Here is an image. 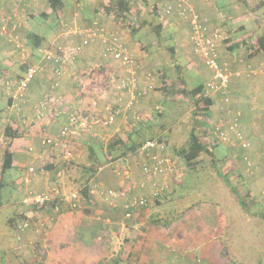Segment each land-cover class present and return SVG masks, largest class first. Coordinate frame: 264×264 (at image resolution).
Returning <instances> with one entry per match:
<instances>
[{"label": "crops", "instance_id": "crops-1", "mask_svg": "<svg viewBox=\"0 0 264 264\" xmlns=\"http://www.w3.org/2000/svg\"><path fill=\"white\" fill-rule=\"evenodd\" d=\"M168 1L174 4V0ZM85 2L88 1L63 0L61 13L55 14L52 12L47 0H39L33 3L27 2L21 5L12 4L8 0H0V18L1 16H11L10 24L15 25V29L13 30L14 34L31 50V46L28 44L29 35H33L34 41L39 42V47L53 48L61 43L63 44L66 40L65 37L71 38L74 43L78 44L80 43L81 37L67 34L68 31L66 29L87 27L90 25L93 16L94 18L98 17L108 30L119 33L123 43L134 57L135 63H137V75L139 77L147 70L153 71L147 68V62L150 60V56L146 52L148 51V46L139 44L133 38L134 34L128 32L130 33L129 35L125 32L124 29L126 28H124V23H120L108 13L100 14L98 10L92 8L91 5ZM137 4L144 10V7L149 6V1L138 0ZM192 4L195 10L210 19L213 27L221 29L224 26L225 19L223 17V10L218 7L215 0H192ZM153 11L156 21L159 23L158 12L155 9ZM168 18V23L162 25V31L168 29L172 33V35L168 33L171 37L172 44H167L173 46L174 50V57L171 60V64L173 66L175 64H181L178 63V57L185 56L188 61L184 62V67L189 71L193 68L198 69L199 64L195 63L194 58L195 60H200L193 54L191 44L188 41L187 24L178 18L175 13ZM246 19L249 18L245 17ZM247 29L248 27L242 23L238 25L234 24L233 26L228 25L226 32L221 29L225 33L226 39L222 40L218 46L219 61L228 62L234 74L231 77L228 100L224 104H220L217 101V96L214 97L215 99H212L213 104L210 108V120H222L224 123H227L235 115L239 114L238 129L244 139L250 140L252 144L251 154L255 156V146L261 143L263 139L262 133H264V74L250 75L243 72L246 63L258 66L262 60V51L260 53L250 54L245 44L243 45V42L245 43L246 41L253 42L255 39V33L253 31H258L259 29L256 27ZM62 33L65 35H61ZM97 41L94 40L86 46L81 56L66 65L63 74L56 78V85L53 84L55 75L50 71L38 74L30 82L25 98L16 101L19 113L26 121L21 122L15 118V114L10 107L11 99L6 98L2 94L6 99V106L2 109V112L0 109V134L1 126L4 127L11 121H14L12 124L13 128L19 129L18 136L14 138L13 142L14 158L11 167L16 174L10 180L16 182V191L19 193L20 198L23 197L26 190L41 191L53 183L60 184L66 175L67 171H65L63 163H69L67 162L68 149L64 150L63 148L53 146L41 147L40 140L46 135L56 134L59 128L67 121L70 113L85 115L87 114L85 111H89L87 115L95 114L96 110L111 95L108 88L102 84L104 73L110 70L107 64L111 63H105L98 57L97 53L100 45L98 47ZM162 47L165 46L162 44ZM31 51L32 55L29 61L35 62L38 60L39 55L34 50ZM0 57L1 67H4L6 72H10L16 77L22 75L24 66H20L18 63L19 59L16 50L11 44L2 40L0 41ZM200 63L203 65L201 61ZM200 70L204 78L202 82L204 84L206 79L209 78L210 72L204 65ZM83 72H86L87 76ZM160 83L159 77L156 76L154 82L155 88L153 90L148 89L146 95L137 97L135 110L145 114L146 120L137 124L133 130H128L121 119H118L115 125L102 131L99 128H93L94 132L97 133L95 137L89 132V129L78 128L76 129V134L68 138L70 142L68 146L74 149L76 147L80 149L81 147L78 154L81 158L85 156L86 162L89 164V158L87 156L89 155L90 145H97L96 143L105 142L112 137H115L114 139L126 140L133 131L143 133L147 128H151V123L157 120V116L153 114L155 112L154 108L156 105L163 106L165 99L162 91L159 89L161 86ZM141 87L142 83L140 78L139 85L136 88L140 89ZM124 94L125 99H127L129 93L124 92ZM45 97L52 98L53 101L46 108L41 109L40 103ZM90 100L92 101L90 102ZM95 100L98 102L97 106L93 105ZM222 105L223 107H221ZM171 133H165L167 138ZM229 134L232 141L237 142L235 134L231 132ZM102 137L106 139H102ZM30 145L34 147V151L27 152V147ZM218 149L224 155L228 153L227 147L220 146ZM170 150H159L158 152L161 154H169L171 153ZM237 151L238 155H240V149ZM107 152L108 150L104 148V155ZM173 155L176 156L175 154ZM177 156L179 157V155ZM70 157L72 160H75V154H70ZM62 159H65L64 162H62ZM140 162L141 158L135 155L130 157V153H127V155L121 158L108 162L107 165H114V167L117 164L120 166L127 165L132 170V177L136 180H141ZM105 165H102L95 174V189L90 193L89 199H87L83 208L79 210L69 208L60 210V204L52 205L57 201H53L51 205L48 204L47 206L34 208L31 210L30 219L34 222H43L44 227L42 231L36 234L37 232L29 230L20 234L16 233L15 229H13L15 231L13 249H16L15 251L22 254L25 258L28 257V260L35 253L39 252L41 253L43 264H96L101 257H98L99 255L97 256L95 248L98 252L100 249L92 246V240L95 241V238H99L104 232L108 234V238H120L121 235H124L125 238H150L147 234L148 229L151 230L152 234V230L159 229L156 226H162L156 225L150 227L148 225L147 217L151 213H153L151 216L157 213L151 209V206L143 210L141 209L142 211L138 214L136 212V216L134 218L132 217L133 219H125L121 201L118 200L114 205H109L97 192V189L100 188H116L121 183L120 177L115 172L102 170ZM30 166L36 168L34 173L28 171ZM41 166H45L44 171H40ZM56 170L62 172L61 177L55 175ZM70 180L77 179L70 178ZM175 180L176 177H173L172 180L169 179L168 185L172 182V186L175 187ZM62 190L68 192V190ZM135 193L148 197L150 190L147 188L146 190L137 189ZM21 207L17 202L15 213L10 215L8 219L16 215V213L21 212L22 208H24ZM30 209L32 207L26 208V211ZM183 219H186L184 214L174 219L167 228L162 227L163 231L166 232L164 234L162 231H157V238H176V232L182 231L181 227L177 226V223L183 222ZM134 225H137L139 229L134 228ZM112 228L114 231H111ZM130 241L131 245L129 249L132 247L133 250L137 251L139 255L138 262L148 264L149 260L146 259L144 251L141 250L146 241L144 243V240L142 242L141 239V246H135L132 239ZM159 252L157 251L158 254Z\"/></svg>", "mask_w": 264, "mask_h": 264}, {"label": "rangeland", "instance_id": "rangeland-1", "mask_svg": "<svg viewBox=\"0 0 264 264\" xmlns=\"http://www.w3.org/2000/svg\"><path fill=\"white\" fill-rule=\"evenodd\" d=\"M87 1L88 2H85L86 4L98 10L103 8L102 6L110 0ZM215 1L224 13L223 17L225 19V24L222 27L220 26L224 32H226L228 25L233 26L234 24L238 25L240 23L248 27L247 30L256 27L260 32H264V6L259 8L255 7L260 0ZM137 2L138 0H132V12L136 14L134 15V17L136 16L134 19H130L132 25L138 26L143 20L154 23L156 18L153 9L150 8V4L144 7L143 10ZM245 17L249 19L245 20ZM92 18H94V16ZM124 28H126L124 29L125 32H130L127 26L125 27L124 25ZM184 30L186 31L185 28ZM253 32L256 35L257 31L254 30ZM168 33L172 35L170 30H163L164 36L168 37ZM128 34L130 35V33ZM133 38L137 40L139 44L148 46V51L146 52L149 54L150 60L147 62V68L152 69L155 76H158V73H156L158 69L165 70L169 76H175V68L171 64V54L167 49H164L165 47H162L151 25L148 24L143 26L139 32L133 35ZM170 38L169 36L168 39L164 41L163 46L172 44ZM187 61L188 59L186 60L185 56L178 57V63L182 65ZM194 61L196 64H199L198 69L193 68L189 71L185 68L183 70L184 77L192 84L204 81L200 72V68H203V65L197 59L195 60V58ZM107 65L110 70L104 73L102 84L105 86L109 82L110 74L117 68L113 64ZM83 74L87 76L86 72H83ZM5 75L13 76L10 72H5L4 67H1L0 64V83ZM1 90L0 88V109L2 112V109L6 106L5 97L7 98V96H5ZM92 100H90V102ZM191 103L192 102L181 97H175L169 100L167 105L165 103L162 106V116L158 115L159 113L156 111L153 113L157 115V120L153 121L150 125L152 129L158 132H164L166 134L172 132L167 138L168 142L170 140L168 143L170 145H168L169 147L167 146L166 151L171 149L170 152H173L168 155L173 159L178 169V173L174 177H179L180 181H185V186L180 188V185H175V187H173L171 182L169 188L158 195V199H160L161 202L159 205L155 204L153 197L149 195L146 197L148 198V205L140 207V210L137 211L138 214L143 209L151 206V209L157 212L155 215L151 216V214H153L151 213L150 216L147 217V223L150 227L163 225L150 222V218L159 217L162 220H159V222L164 223L165 221H173L184 214L186 219H183V222L177 223V226L181 227L182 231L176 232V238H157V231H162L165 234L166 231H163V226H156L159 229L152 230V234L151 230L148 229L147 234L150 238H125L124 235H121L120 238H108V234L104 232L99 238H95V241L92 240V246H96L100 249L98 252L95 248L97 256L99 255L98 257H101L96 264H114V259L119 258V255L123 260L120 264H133L138 262L139 260L137 259L139 258H135V253L132 252V256L130 254L132 251L131 249H133L132 247L129 249L131 245L130 239L134 241L135 246L141 239L142 242L144 240V243L146 241L145 245L143 243L144 246L141 250L144 251L146 259L149 260L148 264H264V220L256 214V212L261 210L259 203L264 206V198L259 194L261 188L264 186V179L261 173L256 172L254 178L243 175V165L238 159V152L236 149L228 150L231 163L222 164L219 162V167H217L218 170L214 168L209 158L205 157L199 165L189 169L183 159L172 151L173 148L176 150L186 143V137L191 127ZM85 112L89 114V111ZM87 114L83 116L88 117L89 115ZM161 126H163V128ZM2 131L3 127L1 126V135ZM262 134L263 139L261 143L255 146L256 155H252L253 160L256 162L261 161V153L264 150V133ZM148 136L149 135H147L146 138ZM114 138L115 137H112L105 142H98L96 143L97 145H94L95 151L101 160H105L103 149L106 147L107 143L110 141L112 142ZM2 145L0 154L4 147V144ZM66 148L68 149L67 162L69 163L64 162L65 159H62V162H64L63 167H65V171L67 172L63 178V182L60 184L57 183V185H59L61 189L77 191L81 184L80 176L83 173L82 168L87 165L88 162H86L85 156L81 158L78 154L81 147L80 149L79 147L74 149L71 146H67ZM72 153L75 154V160H72L70 157ZM170 154H175L176 156H171ZM105 164V167L102 169L103 171L107 170L114 172V165H107V162ZM237 173L241 174L244 182H247L248 188L259 202L255 203L251 197L247 201L248 213L241 208L236 194L224 180L226 176L228 178L230 177L231 184H236L238 191L245 194L244 185L240 186L236 178H233L237 177ZM14 174H16V172L10 169L7 170L3 176V180L7 182V185L1 191L3 201L0 206V264H23V260H28V257L25 258L13 252V246H11V244L15 242V239L10 238L15 237V231L7 223L8 217L16 211L17 202L20 204L22 199L16 191V182L12 184L9 183L11 177H15ZM70 178H75L77 180H70ZM219 219L224 220V228L222 237L221 235L219 236L221 237L220 239L218 236L211 237V232L215 228L216 221ZM134 228L139 229L137 225H134ZM41 231L42 230H39L36 234ZM111 231H114V229L112 228ZM4 249L8 250L7 253H3ZM128 251L130 254L128 257L129 261L126 259V252ZM157 251H160L159 254Z\"/></svg>", "mask_w": 264, "mask_h": 264}, {"label": "built area", "instance_id": "built-area-1", "mask_svg": "<svg viewBox=\"0 0 264 264\" xmlns=\"http://www.w3.org/2000/svg\"><path fill=\"white\" fill-rule=\"evenodd\" d=\"M24 1V0H22ZM38 1V0H33ZM143 1V0H140ZM150 8L158 12V19L160 23H168V17L175 13L178 18L184 21L188 26L187 37L191 44L192 52L203 65L210 72L209 78L204 82V94L212 99L217 96V101L224 104L230 95V82L234 72L228 62H220L218 54V46L222 40L226 39L225 33L211 25L210 19L199 13L193 7L192 0H174V4L168 0H147ZM100 14H106L104 10L99 11ZM115 18L113 15H111ZM128 18L134 19L132 10L127 13ZM11 16H1L0 18V39L12 45L18 54V61L25 64V68L21 76L5 75L0 88L2 93L11 99L10 107L15 114L17 120L26 121L19 113V108L16 105L17 100L25 98L27 88L32 80L38 75L46 71L52 72L56 78L60 77L66 65L81 56L86 46L94 40H98L100 45L98 57L103 62H109L115 67L114 72L110 74L109 82L106 84L111 95L105 100L103 105L96 110L95 114L90 117L82 114L70 113L67 121L59 128L58 133L54 135H46L40 140L41 147H59L66 150L71 135L76 134V129L85 128L95 137L97 133L93 128L105 130L106 128L116 124L118 119H121L128 130L133 128L146 120L145 114L135 110V103L137 97L146 95L147 90L155 88L154 82L156 76L151 70L145 71L140 77L137 75V63L132 54L122 41L121 36L117 31L108 30L104 24L101 23L98 17L91 20L87 27L78 28L73 27L67 34L78 35L81 37L80 43L76 44L71 38H66L63 44H59L53 48L40 47V59L37 62H30V52L26 46L18 40L14 34L15 25L10 24ZM65 35V34H61ZM64 37V36H61ZM117 71V72H116ZM245 74L258 75L264 74V50L262 60L258 66L255 64L246 63L243 71ZM141 78L142 87L136 88L139 85ZM54 87V86H53ZM128 92V98L125 99L124 92ZM53 101L52 98L45 97L40 103L41 109L46 108L49 103ZM97 100L93 102L97 106ZM223 107V105L221 106ZM154 110L158 113L162 111L161 105H156ZM239 114L227 123L222 120H210L208 118V137L212 141L225 142L229 144H237L244 149L243 159L248 168L251 167V162L248 159L247 151L250 148V143L243 138L238 129ZM11 124L14 121L10 122ZM234 133L237 142H232L229 133ZM106 139V138H102ZM167 145L157 139H147L134 153L141 158L140 174L141 180H136L132 177V170L127 165H116L114 172L120 177L121 183L116 188H100L97 192L102 199L109 205H114L116 201H121L124 208V218L130 219L135 216L138 209L142 206L148 205V198L144 195H136L137 189L150 190V197L158 196L169 188L168 180H172L178 169L175 166L173 159L168 154H161L159 150H166ZM34 151L33 146L27 147V152ZM262 170L264 174V161L262 163ZM30 173H34L36 168L30 166L28 168ZM40 171H44V166L40 167ZM250 173H253L251 171ZM62 172L57 171L55 175L61 177ZM95 189V183H92L88 198L80 196L78 191H63L56 183L51 184L44 190L33 191L26 190L21 199L23 207H41L53 201H65L72 209H81L85 202L89 199L90 193ZM261 196L264 198V190ZM30 224L26 218L18 223V229L23 230ZM44 223L38 221V225L42 226Z\"/></svg>", "mask_w": 264, "mask_h": 264}, {"label": "trees", "instance_id": "trees-1", "mask_svg": "<svg viewBox=\"0 0 264 264\" xmlns=\"http://www.w3.org/2000/svg\"><path fill=\"white\" fill-rule=\"evenodd\" d=\"M10 1L12 4H16V5H21L24 3H33V2H38V1H33V0H8ZM48 4L50 5L52 12H54L55 14H60L61 10L63 8V0H47ZM264 6V0H260L255 7L259 8ZM103 8L98 9V11L104 10L106 13L113 15L115 17L116 20H118L120 23H124L131 34H135L137 33L143 26L145 25H151L153 31H155L157 38H159L160 40V44L164 45V41L168 39V37L163 35V31H162V24L158 21L155 20L154 23L152 22H147L146 20H143L138 26H133L130 18H128L127 13L130 12L132 10V0H110L108 3H105L103 6ZM134 15H136L134 13ZM136 17V16H135ZM4 41L3 39H0V41ZM19 40V39H18ZM20 41V40H19ZM21 42V41H20ZM247 42V41H246ZM243 42V45L245 44V47L247 48V50L249 51L250 54H256V53H260L262 51V56H263V50H264V32H260L257 31L256 35H255V39L253 40V42H247V43ZM28 44L31 46V50H34V52L36 54L39 55L38 60L40 59V52L38 51L39 47V42L34 41L33 39V35H29L28 37ZM25 45V44H24ZM27 48V47H26ZM165 49H167L170 54L171 57L173 59L174 57V50H173V46L171 45H166ZM28 52H30L29 56L32 55V51L29 50L27 48ZM37 60V61H38ZM29 61V59H28ZM35 61V62H37ZM18 63L20 64V66H24L25 68V64L20 63V61H18ZM23 68V70H24ZM174 74L175 76H169L165 70L162 69H158L156 70V73H158V77L161 81L160 85L161 87L159 88L165 99L163 104L168 103L169 100L174 99L175 97H181L183 99H186L190 102H192V109H191V116H190V121H191V127L189 129V133L187 135V140L186 143L184 144V146L172 151L175 152L176 155H179L180 158L183 159V161L185 162L186 166L190 169V168H195L197 165H199L203 158H209V161L213 164L214 168L217 169L218 163L221 162L222 164H229L231 163V160L229 159V151L228 153L224 155V153L221 152V150L218 149V147L223 146V147H227L228 150L229 149H240L241 153L240 155H238V159L240 160V162L243 165V175L245 176H249L251 178H254L255 173H261L262 178L264 179V174H263V170H262V163L264 161V150L261 153V161L260 162H256L253 160L252 158V154H251V150H252V144L250 142V140L246 139L249 143H250V148L247 151V156L248 159L251 162V167L248 168L246 162L243 159V154H244V149L241 148L240 145H238V143L236 144H229V143H225V142H219L217 140L212 141L209 140L205 137H208V130H207V121L208 118L210 117V108L213 104V100L211 97H209L208 95L204 94V84L201 83H196V84H191L189 81H187V79L184 77L183 75V70H184V66L181 64H175L174 65ZM6 72V70H4ZM165 105V106H166ZM163 110V109H162ZM160 116L163 115V112L160 111L158 112ZM157 116V115H156ZM163 128V126H161ZM149 129V130H148ZM19 129L17 128H13V125L11 123L6 124L3 127V131H2V135L0 134V148L3 146L2 144H4V147L2 149V152L0 154V206L2 205V189L7 185V182H5V180H3V176L5 174V172L7 170H10L12 165H13V158H14V153H13V142H14V138L18 136V132ZM157 130H154L152 128H147L143 133H138L136 131H133L126 140H119V139H114L112 140V142H108L106 145V149L108 150L107 154L104 156L105 160H101L99 158V155L97 154V152L95 151V146L94 145H90V150L88 151V158H89V164L83 166L82 168V174L80 176V187L77 190L80 194V196L84 197V198H88V193L90 191V188L92 186V183L94 182V176L97 173V171L99 170L100 167H102V165H105V163L110 162L112 160L121 158L124 155H127V153H134L147 139H157L159 141L164 142L167 146L168 141H167V136L164 132H158ZM58 133V132H57ZM133 134V135H132ZM149 135L147 138L146 136ZM230 137V134H229ZM6 140H5V139ZM231 139V137H230ZM232 141V139H231ZM233 142V141H232ZM2 145V146H1ZM169 147V146H168ZM238 148V149H237ZM1 150V149H0ZM238 152V151H237ZM131 157V156H130ZM45 167V166H44ZM58 170L55 171V173ZM251 171H253V173H250ZM176 175V174H175ZM174 175V176H175ZM227 175V174H225ZM237 177H233L236 178L237 183L242 186L244 185L245 187V194L241 193L240 191H238L236 184H231V180L230 177L228 178L227 176L224 178L226 184L228 186L231 187L232 191L236 194L237 199H238V203L241 206V208L248 213V209H247V201L252 197L253 201L255 203H259L255 197L252 194V191L248 188L247 182L243 180L241 174H236ZM14 180H10L9 183H13ZM175 185H180L179 187H184L185 186V181H180L179 177L176 178L175 180ZM243 188V187H242ZM262 190H264V186L261 188L259 194H262ZM154 203L159 205L160 199H158V196H155L153 198ZM65 202V201H57L55 203L52 204V202L48 203V204H52L53 206L56 204H60L59 205V209L63 210L64 208H69L72 209L70 207V205ZM21 204V201H20ZM48 204H46L45 206H47ZM63 205H67V206H63ZM259 205L261 206V210L256 212L257 215H259V217L261 219L264 220V206H262L260 203ZM22 206V204H21ZM23 207V206H22ZM26 208L28 207H24L22 208L21 212L16 213V215L10 217L7 220L8 225L15 229L16 233H20L23 234L27 231H33V232H39V230H42V228L44 227V224L42 226L38 225L37 221H33L30 219V215H31V210H33L34 208H39V207H32V209H30L29 211H26ZM24 218H26L28 220V222H30V224H28V226L26 228H24L23 230H19L18 229V223L23 220ZM150 222L154 223V224H163L162 226L167 228L169 226V224L172 222V220L170 221H165L164 223H160L159 220H161L159 217L157 218H150L149 219ZM162 221V220H161ZM224 228V220L219 219L216 221L215 223V228L212 230L211 232V237L214 236H220L222 237V231ZM219 237V239L221 238ZM10 239H15V238H10ZM17 240V239H16ZM136 245L141 246L140 242H138ZM11 246H13V242L11 244ZM13 248V247H12ZM16 249H13V252L19 254V252L15 251ZM132 251L130 252L131 256H132V252L135 253V258H139V255L137 254V251L131 249ZM3 251V250H1ZM7 249H4L3 253H7ZM129 251L126 252V259L127 261H129L128 257L130 256ZM22 255V254H19ZM23 260V259H21ZM139 260V259H137ZM23 264H43V259L41 258V253L37 252L35 253V255L29 259V260H23ZM114 264H120L123 262L122 258L119 255V258H115L114 259ZM133 264H146L145 262H135Z\"/></svg>", "mask_w": 264, "mask_h": 264}]
</instances>
